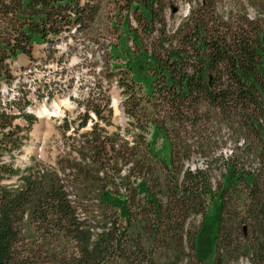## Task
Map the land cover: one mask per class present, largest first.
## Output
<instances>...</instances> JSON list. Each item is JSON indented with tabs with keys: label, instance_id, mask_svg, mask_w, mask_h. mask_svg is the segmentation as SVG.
<instances>
[{
	"label": "trees",
	"instance_id": "16d2710c",
	"mask_svg": "<svg viewBox=\"0 0 264 264\" xmlns=\"http://www.w3.org/2000/svg\"><path fill=\"white\" fill-rule=\"evenodd\" d=\"M166 9L165 0H0V94L37 42L87 35L103 14L135 46L109 54L112 74L125 75L133 131L95 124L80 134L87 111L77 128L60 127L72 141L53 166L0 160V264H264V0H197L177 29ZM17 98L0 96V157L19 156L38 122L31 100ZM100 107L90 110L102 120ZM220 143L233 145L229 156L216 155ZM198 155L204 166L192 168Z\"/></svg>",
	"mask_w": 264,
	"mask_h": 264
},
{
	"label": "rangeland",
	"instance_id": "374dc122",
	"mask_svg": "<svg viewBox=\"0 0 264 264\" xmlns=\"http://www.w3.org/2000/svg\"><path fill=\"white\" fill-rule=\"evenodd\" d=\"M220 5H228L229 0H219ZM197 0H165L167 9L164 13L168 26L177 29L189 14L190 8L196 5ZM248 13L254 16L255 12L247 4ZM176 10V11H175ZM107 8L104 9L106 14ZM105 14L96 20L87 35H80L62 41L54 47L37 42L32 57L20 56L13 64V73L16 77L13 85L4 86L0 96L2 103L6 104L17 97L31 100L27 112L34 114L38 122L29 133V140L22 153L15 159L10 156H1L3 163L14 164L24 169L29 165L53 166L57 158L70 149L73 131L64 134L60 127L68 122L71 127L77 128L87 111H91L92 121L80 134L89 131L95 124L107 132H118L125 135L131 130L130 117L126 114L125 96L120 86L121 79L125 78L121 69L112 74L110 52L115 53L114 47L120 50L131 51L135 48L131 37L123 30H116L111 20ZM130 24L134 28L137 23L134 15H130ZM119 25V20L115 21ZM113 49V50H112ZM124 56L117 63L124 65ZM112 75V76H111ZM150 93L149 85H144V95ZM100 105L104 117L98 119L91 107ZM58 106V107H56ZM144 108V107H143ZM54 109V110H53ZM57 109V110H56ZM145 109V108H144ZM48 111L42 115L41 111ZM111 112V113H110ZM52 113V114H51ZM47 115V116H46ZM220 134L217 130L211 136ZM150 137V135L148 136ZM219 137L216 138L218 140ZM131 140V139H130ZM156 151L165 158H169L170 150L166 143L158 140ZM233 145L219 144L216 155L229 156ZM205 159L199 155L192 168L204 166ZM218 179V173L215 174ZM16 180L4 181L12 184ZM217 209L209 210L206 223L214 230ZM204 219L197 218L198 224ZM213 237L205 235L201 239V254L207 263L211 262L213 255Z\"/></svg>",
	"mask_w": 264,
	"mask_h": 264
},
{
	"label": "bare ground",
	"instance_id": "6f19581e",
	"mask_svg": "<svg viewBox=\"0 0 264 264\" xmlns=\"http://www.w3.org/2000/svg\"><path fill=\"white\" fill-rule=\"evenodd\" d=\"M56 107H58V106H56ZM53 110H54V109H53ZM56 110H57V109H56ZM41 113H42V115H45V114H48L49 112L46 111V110H45V111L43 110V111H41ZM51 114H52V113H51ZM46 116H47V115H46Z\"/></svg>",
	"mask_w": 264,
	"mask_h": 264
},
{
	"label": "water",
	"instance_id": "95a60500",
	"mask_svg": "<svg viewBox=\"0 0 264 264\" xmlns=\"http://www.w3.org/2000/svg\"><path fill=\"white\" fill-rule=\"evenodd\" d=\"M176 11V10H175Z\"/></svg>",
	"mask_w": 264,
	"mask_h": 264
}]
</instances>
